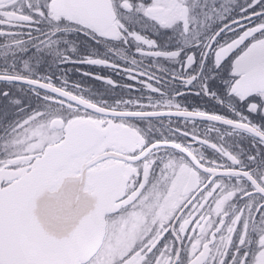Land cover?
I'll return each instance as SVG.
<instances>
[{"label": "snow or ice", "instance_id": "obj_1", "mask_svg": "<svg viewBox=\"0 0 264 264\" xmlns=\"http://www.w3.org/2000/svg\"><path fill=\"white\" fill-rule=\"evenodd\" d=\"M0 264H264V0H0Z\"/></svg>", "mask_w": 264, "mask_h": 264}]
</instances>
